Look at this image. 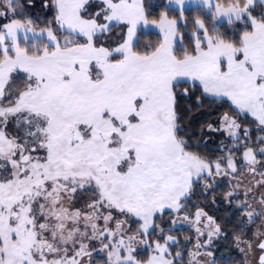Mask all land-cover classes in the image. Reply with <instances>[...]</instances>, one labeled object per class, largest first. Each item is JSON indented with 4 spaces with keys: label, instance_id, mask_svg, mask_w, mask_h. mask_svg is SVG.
<instances>
[{
    "label": "snow or ice",
    "instance_id": "obj_1",
    "mask_svg": "<svg viewBox=\"0 0 264 264\" xmlns=\"http://www.w3.org/2000/svg\"><path fill=\"white\" fill-rule=\"evenodd\" d=\"M0 264H264V0H0Z\"/></svg>",
    "mask_w": 264,
    "mask_h": 264
},
{
    "label": "rangeland",
    "instance_id": "obj_2",
    "mask_svg": "<svg viewBox=\"0 0 264 264\" xmlns=\"http://www.w3.org/2000/svg\"><path fill=\"white\" fill-rule=\"evenodd\" d=\"M225 210L223 207H221L220 212L223 213Z\"/></svg>",
    "mask_w": 264,
    "mask_h": 264
}]
</instances>
